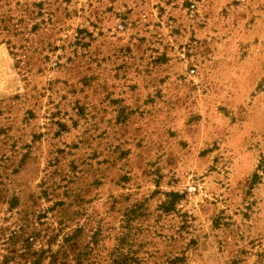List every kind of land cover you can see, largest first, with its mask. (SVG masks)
Here are the masks:
<instances>
[{
	"label": "rangeland",
	"instance_id": "obj_1",
	"mask_svg": "<svg viewBox=\"0 0 264 264\" xmlns=\"http://www.w3.org/2000/svg\"><path fill=\"white\" fill-rule=\"evenodd\" d=\"M0 264H264V0H0Z\"/></svg>",
	"mask_w": 264,
	"mask_h": 264
}]
</instances>
